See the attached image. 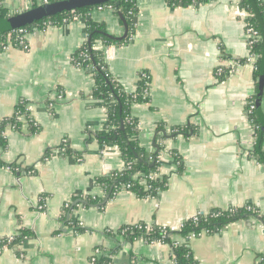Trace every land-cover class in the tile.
<instances>
[{"label":"crops","instance_id":"0c3cea01","mask_svg":"<svg viewBox=\"0 0 264 264\" xmlns=\"http://www.w3.org/2000/svg\"><path fill=\"white\" fill-rule=\"evenodd\" d=\"M241 1L171 6L137 0L129 42L104 52L109 73L126 93L135 91L141 73L149 78V99L132 103L131 116L139 145L156 158L153 178L164 181L154 196L122 188L109 197L96 182L124 162L116 146L87 142L108 120L93 95L92 74L73 63L86 39V20L42 23L26 33L24 45L7 36L0 50V121L22 104L37 129L21 116L19 128L3 133L0 264H90L96 249L110 264H169L170 244L129 241L108 231L139 223L178 230L194 215L248 203L259 215L218 233L202 232L189 247L198 264H261L264 164L252 155L256 127L247 114L258 84L246 61L248 14ZM0 8L11 17L32 8V0H0ZM89 17L111 35L124 34L112 8L92 9ZM260 111L264 115V96ZM66 148L75 153L65 154ZM74 196L96 202L75 205L68 219L64 206ZM21 230L29 235L9 246L8 238Z\"/></svg>","mask_w":264,"mask_h":264},{"label":"trees","instance_id":"16d2710c","mask_svg":"<svg viewBox=\"0 0 264 264\" xmlns=\"http://www.w3.org/2000/svg\"><path fill=\"white\" fill-rule=\"evenodd\" d=\"M48 1L55 3L63 0ZM206 1L209 0H167L171 6H188L196 2ZM36 6L37 0H32V8ZM240 6L248 14L247 25L251 26L259 35V38L253 43L250 52L254 56L253 65L255 69L253 76L257 85L261 77L264 80V1L242 0ZM100 7H111L115 11L119 22L123 25L124 30L126 29V35L124 37H116L109 34L103 22H96L90 19V11ZM136 16L137 0H112L66 10L32 23L11 28L7 23V19L9 18L7 17V12L3 8H0V49L2 45L6 44L7 36L10 37L13 44L18 45L19 37L14 31L20 28L25 29V32L28 33L33 27H40L42 23L49 22L50 24H56L62 21H75L80 18L86 20V39L83 45L74 53L73 62L80 63L82 67L87 68L92 74L95 83L93 95L100 101V105L105 107L108 120V127L103 130L91 132L87 142L95 139L101 145L116 146L124 162V168L122 170L113 171L96 180L97 184L101 186L109 197H112L113 193L122 189L124 185H129V189L138 196H154L164 185V181L160 178H148V175L157 172L158 164L155 156L147 153L139 145L137 139L138 124L131 116L132 103H143L149 99L148 96H144L145 83L143 81L139 82L133 93H126L109 73L104 59V47L111 45L119 47L129 42L136 26ZM220 76V78H223L222 75ZM253 105L254 109L248 115L256 127L252 155L257 161L264 164V115L260 111V107L256 106L255 100L253 101ZM21 116L25 117V121L29 124L30 130L35 131L37 129L36 126H32V120L25 115L23 105L19 104L12 117L0 121V146H5V137L3 135L5 128L9 126L15 130L19 128L22 123ZM157 129L159 130L160 126ZM179 131L182 132L185 129L177 128L175 133ZM64 153L73 154L75 152L66 148ZM177 164L178 169L181 170V161L177 162ZM77 199L78 202L74 203ZM95 202L90 197L74 196L69 207L64 209V217L69 219L74 206L77 204L91 205ZM255 215H259L258 209L253 204L248 203L241 207L230 208L226 211L215 210L208 214H197L196 220L193 217L186 219L181 228L176 231L157 225H148V230L146 229V224L139 223L137 224L138 227H136L137 225H126L116 232L108 231V234L112 237L121 235L125 240L129 241L142 239L147 242L159 241L170 244L172 246L171 259L174 261V264H198L189 247V236L191 234L198 236L202 232L207 234L218 233L230 222ZM260 218L263 219V217ZM74 227L77 231L82 230L79 223H76ZM28 235L29 231L21 230L10 241L9 246L12 247L20 243ZM177 241L179 242L178 245H174L173 243ZM101 263H106V259L101 258L96 264ZM262 264H264V257Z\"/></svg>","mask_w":264,"mask_h":264},{"label":"water","instance_id":"95a60500","mask_svg":"<svg viewBox=\"0 0 264 264\" xmlns=\"http://www.w3.org/2000/svg\"><path fill=\"white\" fill-rule=\"evenodd\" d=\"M112 0H63L55 3H45L37 5L34 8H30L7 19V23L11 28L19 27L27 23H32L37 20H41L45 17L62 13L66 10H72L75 8L91 6L99 3H104ZM126 35V29L122 37ZM264 80L261 77L258 81V90L256 94L255 104L260 107L261 99L263 95Z\"/></svg>","mask_w":264,"mask_h":264},{"label":"built area","instance_id":"2783aa9c","mask_svg":"<svg viewBox=\"0 0 264 264\" xmlns=\"http://www.w3.org/2000/svg\"><path fill=\"white\" fill-rule=\"evenodd\" d=\"M45 3H49V1H48V0H38V1H37V5H41V4H45ZM103 8H104V7H103ZM109 8H111V7H109ZM98 9H102V7L98 8ZM14 33H17V35H18V37H19L18 45H24V44H25V35H26L25 29L20 28V29H18L17 31L15 30ZM246 33H247V45H248V49H249V55L247 56L246 61L249 62V63H252V64H253L254 56H253L252 53H250V52H251V47H252L253 43L259 38V35L257 34V32H256L251 26H248V25L246 26ZM108 47H109V46L104 47V52H105V50H106ZM5 48H6V44L2 45L0 50H3V49H5ZM84 56L86 57V55H84ZM73 63H74V62H73ZM74 64H75L76 66L82 67L81 64L78 63V62H77V63H74ZM253 66H254V65H253ZM254 69H255V66H254ZM140 80L143 81V82L145 83L146 88L144 89V94H145L144 96H147V93H148V90H147L148 87H147V86H148V80H149L147 74H145V73H141V75H140ZM253 109H254V105H253V101H251V102H249L248 107H247V114L249 115L250 112H251ZM148 178H149V179H152V178H153V174L148 175ZM143 183H145V182H143ZM123 188L129 189L130 186H129V185H124ZM145 188H147V187L145 186ZM70 203H71V202H67V203L65 204V206H64V209H66L67 207H69ZM77 205H78V204H77ZM193 219L196 220V215L193 216ZM79 225H80V224H79ZM135 225H137V224H135ZM136 227H138V225H137ZM146 229L149 230V226H146ZM170 230H171V229H170ZM178 230H179V229H178ZM173 231H176V230H173ZM195 236H196L195 234H191V235L189 236V240H190L191 238L195 237ZM13 238H14V237L10 236V237L8 238L7 242L9 243ZM156 242H159V241H156ZM151 243H153V242H151ZM178 243H179V242L177 241V242H175V243H173V244H174V245H178ZM104 255H105V254L103 253L102 250H100V249H96V250L94 251V254H93L92 258H91V263H90V264H96L97 261H98L99 259H101V258L106 259V258H105L106 256H104ZM262 262H263V258L261 259V264H262ZM101 264H110V262H108V261L106 260V263H101ZM169 264H174V261L171 259L170 262H169Z\"/></svg>","mask_w":264,"mask_h":264}]
</instances>
